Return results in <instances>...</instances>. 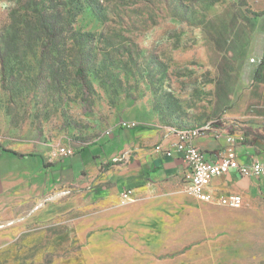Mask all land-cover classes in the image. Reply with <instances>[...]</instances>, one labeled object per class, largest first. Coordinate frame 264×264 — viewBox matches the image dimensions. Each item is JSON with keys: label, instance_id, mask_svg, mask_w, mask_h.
Segmentation results:
<instances>
[{"label": "rangeland", "instance_id": "1", "mask_svg": "<svg viewBox=\"0 0 264 264\" xmlns=\"http://www.w3.org/2000/svg\"><path fill=\"white\" fill-rule=\"evenodd\" d=\"M75 7L76 30L92 34L89 85L60 64L69 79L59 90L41 49L18 50L13 31L23 35L44 9ZM263 47L264 0H0L2 149L49 165L69 145L83 165V151L106 148L94 171L105 181L61 184L0 222V264H264L263 179L233 188L239 209L198 201L181 176L126 205L117 186L139 150L166 156L170 128L207 126L199 143L223 154L264 139V82L252 81Z\"/></svg>", "mask_w": 264, "mask_h": 264}, {"label": "crops", "instance_id": "2", "mask_svg": "<svg viewBox=\"0 0 264 264\" xmlns=\"http://www.w3.org/2000/svg\"><path fill=\"white\" fill-rule=\"evenodd\" d=\"M263 59L264 47L261 50L260 64L256 70L257 72L260 68V79L254 81L255 72L253 83L262 80L264 82V65L261 66ZM246 102L247 97H245L243 105L242 103L237 105L230 115L236 116ZM262 120L264 121V117ZM207 139L209 138L203 135L196 139L194 144L210 158L224 155L218 151V143L216 141L212 140L214 142L213 146L199 143ZM177 142V137L173 135L171 139L163 141V147L174 150V145ZM105 149V147L95 146L83 151L79 155L83 159V165H79L76 162L78 156L61 160L53 159L51 164L48 165L45 164V158L42 155L27 157L3 149L0 153V222L14 216L27 214L43 200L44 195H47L48 192L61 184L81 191L87 186L96 184V181L97 183L105 181V179H101L98 176L99 172L94 175V171L97 168L96 161L102 164L105 163ZM236 151L238 152L239 160L242 162L250 163L255 159L264 161V139H258ZM96 155L99 156L97 157ZM134 159L132 167L125 166V168H122L123 174L129 177L119 180L117 184L123 190L132 189V192L138 193L150 189L153 185L179 176L188 181V172L185 164L180 159L179 153H175L173 157L163 155L152 157L149 151L143 152L139 150L137 157ZM154 164L157 165V169L152 171ZM85 169L88 170V175L83 172ZM246 179L242 178L237 172H232L228 176L215 179L211 189L223 194H240L233 188H243L244 183L242 182Z\"/></svg>", "mask_w": 264, "mask_h": 264}, {"label": "built area", "instance_id": "3", "mask_svg": "<svg viewBox=\"0 0 264 264\" xmlns=\"http://www.w3.org/2000/svg\"><path fill=\"white\" fill-rule=\"evenodd\" d=\"M207 126L192 129V134H184L170 130L178 139L174 150H167L166 157L180 154V159L186 166L187 179L190 184L191 195L200 202L220 207L239 209L244 205V197L236 193H218L212 191L211 186L215 179L237 172L242 178L252 176L264 180V161L255 159L250 163L239 160L238 152L232 148L227 154L210 158L197 147L194 142L206 134ZM4 138L0 134V153L3 151ZM76 154V149L69 145H58L54 148V159H68ZM132 189L123 191L121 203L126 205L132 197Z\"/></svg>", "mask_w": 264, "mask_h": 264}, {"label": "trees", "instance_id": "4", "mask_svg": "<svg viewBox=\"0 0 264 264\" xmlns=\"http://www.w3.org/2000/svg\"><path fill=\"white\" fill-rule=\"evenodd\" d=\"M77 10L79 8L75 7L68 12L59 9L54 13H50V11L44 9L41 16L36 19L38 21L36 24L30 25L25 30H20L23 35L17 37L19 30L13 31L17 40H19V43H17L18 50L25 49L34 56L36 50L41 49L43 56L48 59V63L52 66V69H49V80L55 87L57 85L59 90L64 88L69 79V76L65 77L64 74L67 73V69L63 71L59 66L60 64L65 65V67L69 65L74 69L75 79L79 80L84 87L89 85L87 72L90 58L88 52H90L89 49L92 48L93 44L86 42L85 39L91 38L92 34H81L76 30ZM38 41H41L39 42L41 44H38ZM34 42H37V45ZM64 56H68L69 60H64ZM42 61L43 64L46 62L45 60ZM43 64L41 63V66ZM57 65L60 70L53 69ZM262 65H264V59L261 62ZM259 79L260 68L256 72L254 81ZM110 165H116V163H110Z\"/></svg>", "mask_w": 264, "mask_h": 264}, {"label": "bare ground", "instance_id": "5", "mask_svg": "<svg viewBox=\"0 0 264 264\" xmlns=\"http://www.w3.org/2000/svg\"><path fill=\"white\" fill-rule=\"evenodd\" d=\"M200 127H204V126H200ZM200 127H185V128L174 127V128H170V130L184 133V134H192V129H200Z\"/></svg>", "mask_w": 264, "mask_h": 264}]
</instances>
